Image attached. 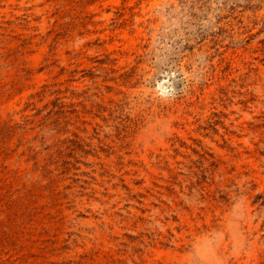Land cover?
I'll return each instance as SVG.
<instances>
[{
    "label": "rangeland",
    "instance_id": "rangeland-1",
    "mask_svg": "<svg viewBox=\"0 0 264 264\" xmlns=\"http://www.w3.org/2000/svg\"><path fill=\"white\" fill-rule=\"evenodd\" d=\"M0 264H264V0H0Z\"/></svg>",
    "mask_w": 264,
    "mask_h": 264
}]
</instances>
